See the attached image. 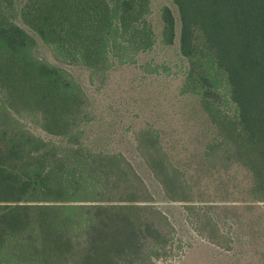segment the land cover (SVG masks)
Wrapping results in <instances>:
<instances>
[{
	"label": "trees",
	"instance_id": "1",
	"mask_svg": "<svg viewBox=\"0 0 264 264\" xmlns=\"http://www.w3.org/2000/svg\"><path fill=\"white\" fill-rule=\"evenodd\" d=\"M168 2L157 35L150 0H0V264H122L170 248L169 232L135 219L129 183L139 172L118 152L84 147L86 96L65 68L34 54L38 43L99 72L155 42L175 45L180 90L214 124L222 168H244L247 197L264 203V0ZM143 133L154 181L171 198L187 189L157 132Z\"/></svg>",
	"mask_w": 264,
	"mask_h": 264
},
{
	"label": "rangeland",
	"instance_id": "2",
	"mask_svg": "<svg viewBox=\"0 0 264 264\" xmlns=\"http://www.w3.org/2000/svg\"><path fill=\"white\" fill-rule=\"evenodd\" d=\"M163 3L169 2L150 0L157 35V8ZM174 47L155 42L132 62L100 72L64 62L42 43L34 54L65 68L82 88L86 114L78 128L84 147L118 152L139 172L140 179L129 183L139 198L135 219L153 220L171 235L162 255L158 251L149 261L132 256L122 264H264V203L247 197L250 180L244 168H222V141L214 124L196 95L180 90L185 62ZM218 101L222 108V95ZM148 129L157 132L172 162L186 173L187 189L179 185L174 195L169 189L172 198L154 181L142 154L155 148L146 145ZM151 242L146 240L141 251Z\"/></svg>",
	"mask_w": 264,
	"mask_h": 264
}]
</instances>
